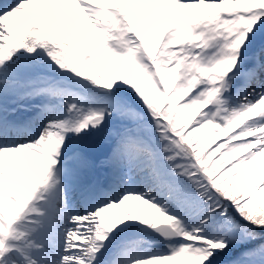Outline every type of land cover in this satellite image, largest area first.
Returning a JSON list of instances; mask_svg holds the SVG:
<instances>
[{
    "label": "snow or ice",
    "instance_id": "1",
    "mask_svg": "<svg viewBox=\"0 0 264 264\" xmlns=\"http://www.w3.org/2000/svg\"><path fill=\"white\" fill-rule=\"evenodd\" d=\"M0 264H264V0H0Z\"/></svg>",
    "mask_w": 264,
    "mask_h": 264
}]
</instances>
